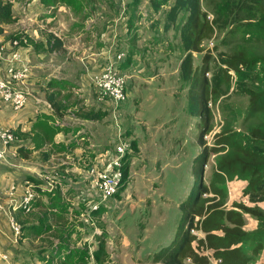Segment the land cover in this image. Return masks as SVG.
<instances>
[{"label":"rangeland","instance_id":"rangeland-1","mask_svg":"<svg viewBox=\"0 0 264 264\" xmlns=\"http://www.w3.org/2000/svg\"><path fill=\"white\" fill-rule=\"evenodd\" d=\"M174 1L167 0L165 5L155 11L151 0H139L137 6L131 5L132 0H9L12 18L3 25V41L23 42L14 35L23 33L24 28L29 29L30 36L36 30L39 36H45L50 30L64 36L65 46L76 45L69 55L68 49H64V56H59L57 63H63L65 67L72 61L78 65V73L83 64L81 43L88 42L90 36L87 31L96 27L94 23L99 16H106L108 19L118 16V8L123 3V8H129L133 22L138 24L133 31L134 36L140 40L135 52L138 56L136 62H139L136 67L132 65L136 77L129 75L130 78L126 81V99L117 106H109L110 114L92 120L96 121L95 125L84 123L80 114L90 110L103 113L102 107L100 102L93 99L90 106L85 107L82 88L72 84L73 88L67 89L74 92V99L70 103L72 111L78 113V120L68 122L66 117L58 118L60 127L69 125V128H81L77 127L78 132H69L63 139L69 144L75 138L78 140L76 146L79 150H84L82 157L86 156L85 162H81L79 168H83L92 159L94 150L96 153L103 151V145L113 155L120 128L123 132L122 142L131 146V141H136L140 148L138 154L137 149H132L129 180L114 198L108 200L109 208H101L96 214L89 213V203L92 200L98 201L97 193L94 192L93 199L88 200H84L81 194L79 220L72 221L77 229L71 236L70 244L82 247L85 242L89 251H93L97 246L96 237L103 233L106 244L108 243V252L114 258L110 259L109 264H154L151 260L153 254L168 246L178 230L180 203L196 187L191 166L200 151L197 142L200 125L197 115L191 113V110L196 111V106L189 104V84L181 78L179 69L180 61L185 55L180 41V27L186 19V13L182 12L178 16L174 26L167 21V13ZM124 2L128 5L125 6ZM60 7L62 9L59 11ZM200 7L213 28V34L202 43L200 53L192 54L194 69L201 67L202 58L208 54L212 61L207 78L220 66V57L235 51L245 50L250 55L264 58V0H200ZM31 22L34 24L31 25ZM87 60L84 59L83 62ZM41 62L39 59H32L34 76L47 77L53 70V63L48 60L49 66L43 73V69L38 67ZM156 74L158 76L151 79ZM262 74L264 71L262 73L259 67L244 87L254 91L263 90ZM91 87L95 92V88ZM236 90L237 87L232 86L224 91L216 103L211 104L213 130H221L223 126L230 125L234 131L244 133L252 126L264 122V114L248 117L249 97ZM104 105L107 107V102ZM63 114L71 115L69 112ZM85 133H93V138H90L94 148L86 146L80 140V136ZM25 144L27 149L21 153L20 158L24 157L21 162L27 166L37 168L44 164L43 154L49 151L48 159L53 165L60 164L59 159L64 158L62 153L51 146L46 145L38 150L29 149L28 147L33 146L31 136L25 140ZM16 162L20 161L16 159ZM214 162L215 156L210 157L204 168L203 179L206 183L214 169ZM4 170L7 168L0 166V171ZM25 172L29 174V170ZM67 179L58 177L55 183L68 185ZM78 188L80 190L81 186ZM228 188L231 191L233 185ZM234 203L253 207L237 190L229 195L228 208ZM258 207L264 212V204ZM244 219L245 230L250 234L256 231V220L250 216H245ZM51 224L56 225L54 221ZM51 238H56L55 228L51 232H45L30 245L34 251L33 256L49 253ZM10 261L9 259L4 264H11Z\"/></svg>","mask_w":264,"mask_h":264},{"label":"trees","instance_id":"trees-1","mask_svg":"<svg viewBox=\"0 0 264 264\" xmlns=\"http://www.w3.org/2000/svg\"><path fill=\"white\" fill-rule=\"evenodd\" d=\"M151 2L152 7L157 11L166 4L167 0H151ZM138 4L139 0H132L131 5ZM182 12L186 13V19L180 27V41L185 55L180 61L179 69L181 78L189 84V104L196 106V111L191 110V113L197 115L200 125L197 138L200 151L191 166L196 187L195 191L179 205L181 218L174 239L168 246L153 254L151 260L154 264H185L186 259H190L191 264H208L207 259L197 256L191 247L194 236L190 234V230L196 223L195 228L205 234L200 244L213 250V256L220 259L221 264H253L261 254L264 256V212L257 206L259 203H264V122L252 126L244 133L234 131L230 125H225L214 136L211 147L206 145L203 136L212 129V111L208 104L216 103L224 91L231 89L232 86L237 87V92L249 97L248 117L264 114V89L254 91L244 87L256 69L260 67L263 73L264 58L250 55L245 50L235 51L228 56L220 57V66L210 78H207L211 56L205 55L201 67L194 69L192 54L202 51V43L212 36L213 28L201 11L200 0H175L167 13L168 23L176 25L178 16ZM11 18V3L9 0H0V36L4 34L3 25ZM15 37L19 38V36ZM11 41L5 43L9 45ZM47 44L51 51L61 45L58 40L52 43L49 40ZM129 62L130 60L127 59L121 65V70ZM262 81L264 82V74ZM52 83L60 86L66 82L52 80ZM4 105L10 108L8 104ZM104 115H106L104 112H86L80 114V117L96 119ZM35 129L36 126H33V131ZM41 129L46 134L43 138L36 134V138L32 139L35 150L40 149L45 142H51L50 137L55 130L47 126L46 122ZM52 146L57 150L64 149L62 145L52 144ZM131 148L137 149L136 141H131ZM18 151L22 153L25 149L22 146ZM49 155L50 151L44 153L43 158L47 159ZM212 156H215L214 169L206 183L203 179L204 168ZM130 157L129 155L124 158L120 190L129 180ZM234 180L247 183L242 195L247 197L253 207H248L244 203H234L231 209H225L228 197L227 183ZM83 205L82 203L81 206ZM58 208H63L62 211L67 209L65 204L59 205ZM99 211L91 213L96 214ZM244 215L254 218L257 222V229L251 234L244 230ZM48 230H50L49 226L44 229L34 228L36 235ZM57 232L70 237L72 230L61 229ZM63 235L62 240L66 239ZM96 239L97 246L93 251H89L86 245L69 249L59 264H109L110 255L106 249L104 234L98 235Z\"/></svg>","mask_w":264,"mask_h":264},{"label":"crops","instance_id":"crops-1","mask_svg":"<svg viewBox=\"0 0 264 264\" xmlns=\"http://www.w3.org/2000/svg\"><path fill=\"white\" fill-rule=\"evenodd\" d=\"M124 5L127 6L128 3L124 2ZM61 9L62 7L58 10L60 11ZM118 9V16H112V19H108L106 16H99L94 23L96 27L90 30L87 29L90 38L86 44L83 42L81 43L83 45V58L81 62L83 64L81 63L82 70L80 73H78V65L72 61L65 67L63 66V63L61 65L57 63L58 57L64 56L63 54L65 53V50L67 51L68 49L67 54L69 55L70 51H72L71 49H75L76 47L75 44L65 46L63 39L64 36L61 37L50 30L45 36H39L37 34V30L32 32L33 36H30L29 29L26 28H24L23 33L19 32V34L14 35H20L19 39L21 38L23 41V44L20 45V48L18 49L22 56L23 63H25L29 69V75L24 82V89L28 92V94L26 104L20 111L15 112L8 106L0 103V127L10 130L15 140L9 151L8 159L5 162L0 163V166L7 168V170L0 171V207L2 208L0 209V252L7 256V261L0 260V264L7 263L9 259L11 260V264H59L60 260L63 259L69 249L81 247H74L70 244L71 236L77 229L76 226L72 224V221L73 219L79 220L81 194L85 200L88 195L87 191H90V178L88 177V170L93 167L100 160V158L106 157L110 151L106 149L107 146L103 145V151L101 150L96 153L94 150L92 159H89V162L85 164L83 168H79L78 165L81 162H85L86 156L84 158L82 157L84 156V150H79L76 146L78 140L75 138L74 141L69 144H66L63 140L64 136L67 137L69 132H78L79 130H76V128H79V126L69 128V125H63V127H60L58 124V118L66 117L69 119L68 122H72V120L76 119L78 120V113L72 111L73 108L70 103L71 100L74 99V92H69V89H67L69 87L73 88V85L79 89L82 88L84 99L83 104L85 107L90 106L91 99L98 101L96 99V94L92 91L91 77L100 71L108 57L112 54L120 52L125 53L126 60H130V62L123 68V71L126 74L129 73L127 75H130V77H136L132 65H135L136 67L139 62H136L138 56L135 52L140 40L134 36L133 30L138 24L133 22V18H131L129 14V8H123V3L120 4V8ZM125 10L127 11L125 12ZM33 24L34 22H31V25ZM3 36L4 35L0 36L2 41ZM50 36L53 38L49 39ZM143 39L145 38L143 37ZM49 40L51 43L58 40L61 45L58 46L56 50L53 49L51 51L49 50L50 46L47 44ZM6 48L8 51V46H6ZM51 56H53V59ZM33 58L42 61L41 63H38V67L39 69H43V73L47 71L44 69L49 66L47 61L49 60L53 63L51 65L53 70L51 73L47 74V77L44 75L34 76L33 66H31ZM84 59L88 60L83 62ZM157 76L158 74L153 75L151 79ZM3 77L4 71L0 70V79ZM41 80H43V83ZM52 80L63 81L66 83H62L59 86L57 84H51ZM35 82H38L39 84H36ZM99 104L102 107V112L106 113V115L110 114L111 109L108 104L107 107L104 105L105 102H100ZM95 111L97 112V110ZM95 111L90 110L88 112ZM67 112L71 115L69 116L63 114ZM81 120L88 124L94 123L95 125L96 123V121H92L96 120L95 118H81ZM44 122H46L47 126L55 128V130L50 137L52 138V141L45 142L41 148H44V146L47 145L56 149L52 146V144H56L58 146L62 145L64 147L63 150H56L62 153L64 158H60V164L56 165H53L50 162V159L47 158L44 160V164L37 166V168H33L22 163V159L24 157L20 158V155L22 154L18 151V149L22 146L24 147L23 149H27L25 148V140L29 136H31V140L36 134L40 135L41 138L45 137L46 133H44V131H42L43 129H41ZM82 125L84 127H89L84 124ZM33 126H36L35 131H33ZM40 130L42 131L41 134ZM119 131L121 137H123L121 128ZM92 134L93 133H85L84 136H80V140L85 142L86 146L90 145L91 148H94L95 145L91 141L93 138ZM86 136L88 137L86 138ZM90 136H92V138H90ZM28 148L34 149L33 146L32 148ZM77 150L80 152H77ZM139 150L140 148L138 146L137 154L139 153ZM16 159L20 162H16ZM25 170H29V174L26 173ZM22 175L23 178L20 179ZM58 177L68 178V185H62L60 182L55 183V180ZM47 178L53 181V188L45 184ZM246 184L247 183L245 181L239 180L227 183L228 197L225 209L229 210L232 208H228L229 195H232V191L237 190L242 194V190L245 188ZM33 185L35 187L32 189L31 186ZM231 185H233V188L230 191L228 187ZM78 186H81L80 190ZM28 187L29 191H32L35 196L32 199L27 211L22 208V199ZM11 188H14V190L11 191ZM70 193L71 197H69ZM245 198L247 199V197ZM62 204H65V207L67 208L64 211H62L63 208H58V206ZM260 204L264 203H259L257 206ZM10 215L15 226L19 228L18 237L14 235L13 230L10 227ZM245 216L248 215H244V217ZM53 221L56 225L51 224ZM46 226L50 227V230L46 232H51V230L55 228L56 238L49 239L51 240V242L49 241L51 246L49 253L44 252L39 253L41 256L39 254L38 256H33L32 253L34 251L30 245L33 244L34 240H38V238L43 236L45 233L36 235L34 228L43 227L44 229ZM61 229L64 231L69 229L70 231L72 230L71 236L67 237L66 235L61 234L62 232H57V230ZM62 235L66 239L62 240ZM83 244L85 245V242ZM60 246L64 247L61 248ZM106 249L107 251L109 250L108 243L106 244ZM110 259L114 258L110 256ZM184 263L187 264L186 262ZM262 263H264L263 254H261L253 264Z\"/></svg>","mask_w":264,"mask_h":264},{"label":"built area","instance_id":"built-area-1","mask_svg":"<svg viewBox=\"0 0 264 264\" xmlns=\"http://www.w3.org/2000/svg\"><path fill=\"white\" fill-rule=\"evenodd\" d=\"M4 43L0 38V70L4 71V77L0 79V102L8 104L13 111H20L26 104L28 92L24 89V82L29 75L28 66L23 63L22 56L18 49L19 43L12 40ZM8 47V51L7 48ZM10 48V50H9ZM126 61V54L123 52L114 53L108 57L104 66L91 77V85L95 88L96 99L99 102H107L109 106H117L126 99L125 85L129 76L121 70V65ZM232 74V73H231ZM207 75V74H206ZM211 109V103L208 104ZM220 130L211 129L210 132L203 136V140L208 147L213 146V139ZM117 140L113 147V155L108 153L106 157L100 160L88 170L90 178V191L86 199H90L94 192L97 193V202H90L88 212H96L98 210L109 208L108 200L114 198L122 187V166L124 158L132 153L129 144L123 143L120 131L117 134ZM14 136L12 132L6 128L0 127V163L5 162L9 157V151L14 144ZM110 154V155H109ZM45 184L53 188V181L47 178ZM30 187V186H29ZM29 187L22 199V208L28 211L29 205L34 198ZM35 186H31L33 189ZM44 189V188H42ZM14 188H11L13 191ZM49 190V189H48ZM0 209H2L0 207ZM9 214V213H8ZM197 221V219H196ZM9 224L15 236L19 235V228L15 226L10 215ZM196 224V223H195ZM194 228L190 230V234L194 236L191 243L192 250L199 257L207 259L208 264H221V260L213 256V251L205 245H201L200 241L204 240V234L200 229ZM0 260L7 261V256L0 252ZM187 264H191L190 259H186Z\"/></svg>","mask_w":264,"mask_h":264}]
</instances>
